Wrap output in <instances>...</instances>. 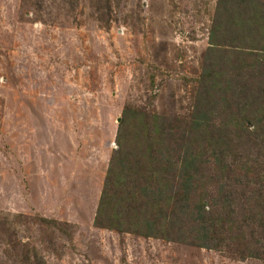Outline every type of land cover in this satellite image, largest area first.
Masks as SVG:
<instances>
[{
	"label": "rangeland",
	"instance_id": "rangeland-1",
	"mask_svg": "<svg viewBox=\"0 0 264 264\" xmlns=\"http://www.w3.org/2000/svg\"><path fill=\"white\" fill-rule=\"evenodd\" d=\"M217 1L0 0V264H264L95 225L124 109L190 112Z\"/></svg>",
	"mask_w": 264,
	"mask_h": 264
},
{
	"label": "trees",
	"instance_id": "trees-1",
	"mask_svg": "<svg viewBox=\"0 0 264 264\" xmlns=\"http://www.w3.org/2000/svg\"><path fill=\"white\" fill-rule=\"evenodd\" d=\"M196 84L187 115L124 109L95 225L264 260V0L217 1Z\"/></svg>",
	"mask_w": 264,
	"mask_h": 264
},
{
	"label": "water",
	"instance_id": "water-1",
	"mask_svg": "<svg viewBox=\"0 0 264 264\" xmlns=\"http://www.w3.org/2000/svg\"><path fill=\"white\" fill-rule=\"evenodd\" d=\"M120 121V120H119Z\"/></svg>",
	"mask_w": 264,
	"mask_h": 264
}]
</instances>
